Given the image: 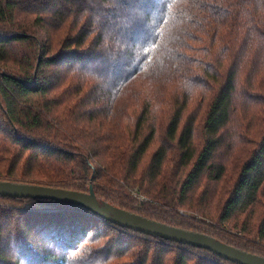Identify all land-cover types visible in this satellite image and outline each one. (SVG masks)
Returning <instances> with one entry per match:
<instances>
[{"label":"trees","instance_id":"1","mask_svg":"<svg viewBox=\"0 0 264 264\" xmlns=\"http://www.w3.org/2000/svg\"><path fill=\"white\" fill-rule=\"evenodd\" d=\"M0 182L264 258V0H0ZM0 264L234 263L0 196Z\"/></svg>","mask_w":264,"mask_h":264},{"label":"water","instance_id":"2","mask_svg":"<svg viewBox=\"0 0 264 264\" xmlns=\"http://www.w3.org/2000/svg\"><path fill=\"white\" fill-rule=\"evenodd\" d=\"M0 196L11 199H31L54 201L61 204L83 206L94 215L108 223L131 229L137 233H144L155 239L175 242L184 246L204 249L216 256L234 264H264V258L251 253L242 252L204 234L184 231L170 227L157 221H150L144 217L121 210L112 205L100 202L91 186L89 193H78L69 190L47 188L42 186L18 185L10 182H0Z\"/></svg>","mask_w":264,"mask_h":264},{"label":"rangeland","instance_id":"3","mask_svg":"<svg viewBox=\"0 0 264 264\" xmlns=\"http://www.w3.org/2000/svg\"><path fill=\"white\" fill-rule=\"evenodd\" d=\"M40 39L42 40V43H45V34L41 33Z\"/></svg>","mask_w":264,"mask_h":264}]
</instances>
